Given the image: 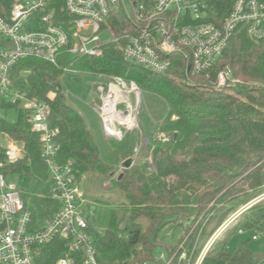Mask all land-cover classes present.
I'll list each match as a JSON object with an SVG mask.
<instances>
[{"label":"trees","instance_id":"16d2710c","mask_svg":"<svg viewBox=\"0 0 264 264\" xmlns=\"http://www.w3.org/2000/svg\"><path fill=\"white\" fill-rule=\"evenodd\" d=\"M14 1L0 0V16H8ZM233 2L207 0L209 20L221 23ZM63 14L59 4L58 15ZM120 15L112 16L110 22L116 33L127 26ZM168 58V70L153 74L125 62L120 45L108 44L99 58L62 54L55 66L26 58L9 72L13 91L48 103V125L59 132L58 161L72 160L78 180L89 172L109 176L113 167L100 161L84 119L67 104L61 85L65 69L132 82L167 104L168 114L157 131L165 139L147 137L145 145L152 166L131 153L132 165L113 182L124 204L122 210H110L108 227L96 241V257L103 264H144L152 260L157 247L168 255L174 253L177 247L166 246L159 234L175 220L184 227L179 241L187 238L185 249L193 263L229 215L264 189V42L250 39L244 25H239L209 74L192 75L184 50ZM224 68L242 84L217 90L214 81ZM10 109L17 110L0 102L4 115ZM17 111L14 123L0 116V134L22 143V158L6 171L17 173L20 180L28 178L21 198L36 229L45 225L58 204L48 197V171L40 158L38 137L30 131L25 114ZM239 230L249 237L230 253L229 242ZM253 236L264 243V204L239 214L210 246L202 264H264V252L251 247ZM60 251L56 244L46 247L39 264H54Z\"/></svg>","mask_w":264,"mask_h":264},{"label":"built area","instance_id":"2783aa9c","mask_svg":"<svg viewBox=\"0 0 264 264\" xmlns=\"http://www.w3.org/2000/svg\"><path fill=\"white\" fill-rule=\"evenodd\" d=\"M59 4L62 16L58 15ZM114 15L126 21L120 33L111 27ZM209 16L207 0H15L8 16H0V102L24 113L30 131L37 135L40 158L48 171V197L58 204L44 226L31 227L20 186L8 181L13 174L6 171L22 158L23 146L0 134V264H39L43 250L52 244L61 248L54 264H103L96 257V241L102 233H96L91 225L94 211L80 190L73 161H58L59 132L48 125L49 105L12 90V67L26 58L55 66L62 54L99 58L104 46L118 44L125 62L153 74H164L170 66L168 56L184 50L188 70L192 75H202L215 67L239 25H244L250 39L264 42V0H234L221 23L210 21ZM70 72L65 69V73ZM94 77L107 81L99 83L107 93L113 86L126 90L127 84L139 90L134 83L117 77ZM240 84L228 68L220 70L214 81L217 90ZM227 224L212 235L193 263L192 254L185 249V238L174 253L166 257L161 253L144 264H172L173 260L177 264H202ZM259 238L253 236L252 240Z\"/></svg>","mask_w":264,"mask_h":264},{"label":"rangeland","instance_id":"374dc122","mask_svg":"<svg viewBox=\"0 0 264 264\" xmlns=\"http://www.w3.org/2000/svg\"><path fill=\"white\" fill-rule=\"evenodd\" d=\"M187 1L192 2L195 0ZM104 39L107 40L106 33L104 34ZM98 80V78L92 75L81 74L73 71L66 73L62 77L61 85L66 95L67 104L74 108L84 119L86 128L90 132L98 148L100 161L107 166L113 167V171L111 173L113 174L112 177H110L111 174L109 176H103L97 172H89L78 180L79 187L84 195V198L87 202H89L91 209L94 211L91 225L96 233L100 232L103 234L108 227L110 210H122V206L124 204L123 195L118 188L113 185V182L120 179L122 175V164L125 159L129 158V154L133 153L132 158H136V160L141 162H148L152 166L150 153H147L145 150L147 137L152 136L158 139L164 137V135L158 134L157 131L161 121L168 114V107L166 102L161 97L153 93L138 90L135 95L130 89H128L125 94V102L124 104H118L119 107L117 108V111H129L131 113L134 119L133 128L130 129V127L127 128L129 130H124L114 124L116 129H120L123 132L122 137L120 139H116L111 136H107L101 119V114L103 113L102 106L104 101H106V98L110 95V89L108 93L105 89L101 91L100 87L103 85L95 84ZM102 82L104 84L107 83L106 80H103ZM129 86L130 85L127 84V87ZM100 95L102 96V99H100ZM117 99L118 97H116V99L114 98V100L112 98L111 105L117 104ZM112 109L113 107L110 109L108 114L104 116V119L106 116L110 115V112L113 111ZM18 115L19 112L15 109L8 110L5 115L0 112V116L6 117V120L9 123L16 122ZM120 122L125 126L122 121ZM8 181L19 185L21 190L28 185V178H22L20 180V176L17 173L13 174ZM242 188L246 189L247 187L244 186ZM261 197H263L262 200L260 199ZM253 200H256L254 206L264 204V189L258 192L257 195H255L247 203ZM242 208L243 206L237 207L220 226V228L225 227L224 225L227 223V228L232 226L238 217L236 213ZM138 222L143 226L146 225V222L142 219ZM175 222L177 225L170 224L159 234V238L163 239L166 246H169L171 249H173L174 246H179V238L184 233V227L181 222L178 220H175ZM222 234L223 232L219 233V236H216L220 238ZM247 237H249V235L244 234L243 236H240L235 234L229 242L228 251L230 253L235 252L239 243L244 241ZM251 247L264 252V244L261 242L252 241ZM161 253L164 254V257H166V250L164 248L157 247L155 248L153 255L159 256Z\"/></svg>","mask_w":264,"mask_h":264},{"label":"bare ground","instance_id":"6f19581e","mask_svg":"<svg viewBox=\"0 0 264 264\" xmlns=\"http://www.w3.org/2000/svg\"><path fill=\"white\" fill-rule=\"evenodd\" d=\"M103 86L100 87V90L103 91ZM130 89L135 95L138 91H136L133 87H126V91H120L118 87L113 86L110 89V95L106 98V101H104V104L102 106L103 113L101 114L104 126H105V132L108 136H111L116 139H120L123 135V132L120 129H116V125H119V127L123 128L124 130H129L127 128L132 129L133 128V117L129 111L127 112H118L117 108L119 107L118 103L125 102V94L127 93V90ZM117 99V104L111 105V99L114 98ZM113 107V111L110 112L109 116H106L104 119V116L108 114L110 109ZM134 116V115H133ZM122 121L125 126L120 122ZM126 128V129H125Z\"/></svg>","mask_w":264,"mask_h":264},{"label":"water","instance_id":"95a60500","mask_svg":"<svg viewBox=\"0 0 264 264\" xmlns=\"http://www.w3.org/2000/svg\"><path fill=\"white\" fill-rule=\"evenodd\" d=\"M131 165H132V160H131V159H127V160H125L124 163L122 164V168L126 170V169H129ZM112 175H113V174H111V176H112Z\"/></svg>","mask_w":264,"mask_h":264},{"label":"crops","instance_id":"0c3cea01","mask_svg":"<svg viewBox=\"0 0 264 264\" xmlns=\"http://www.w3.org/2000/svg\"><path fill=\"white\" fill-rule=\"evenodd\" d=\"M99 83H103V82H101V81H97L95 84H99ZM94 85V84H93ZM100 85V84H99ZM100 99H101V97H100ZM95 110V109H94ZM127 159H130V158H127ZM127 159H125V160H127ZM110 177H112L111 175H110ZM109 177V178H110ZM239 235V234H238ZM240 236H243L242 234L240 235ZM253 241H255V242H261V243H263L262 241H260V240H253ZM264 244V243H263ZM258 250V249H257Z\"/></svg>","mask_w":264,"mask_h":264}]
</instances>
